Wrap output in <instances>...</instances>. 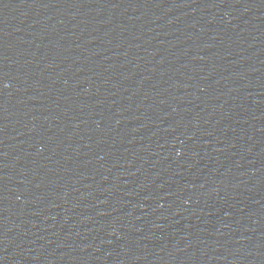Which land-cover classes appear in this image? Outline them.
<instances>
[{"label":"water","instance_id":"obj_1","mask_svg":"<svg viewBox=\"0 0 264 264\" xmlns=\"http://www.w3.org/2000/svg\"><path fill=\"white\" fill-rule=\"evenodd\" d=\"M0 264H264V0H0Z\"/></svg>","mask_w":264,"mask_h":264}]
</instances>
